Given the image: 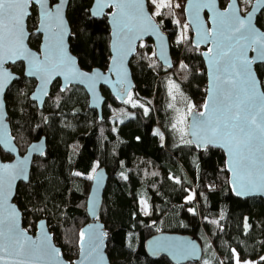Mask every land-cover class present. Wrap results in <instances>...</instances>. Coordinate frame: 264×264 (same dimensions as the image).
I'll return each mask as SVG.
<instances>
[{
    "label": "trees",
    "instance_id": "1",
    "mask_svg": "<svg viewBox=\"0 0 264 264\" xmlns=\"http://www.w3.org/2000/svg\"><path fill=\"white\" fill-rule=\"evenodd\" d=\"M219 1L223 7L228 2ZM88 2L73 0V9L69 10V21L81 33L71 42L72 52L83 68L106 69L110 56L107 19H81L77 25ZM177 2L182 5L179 10L184 19V0ZM158 18L171 40L178 26L172 10L164 9ZM257 24L264 30V10ZM188 37L181 53L180 47L170 43L171 68L156 57L148 58L154 51L150 39L143 40L146 48L139 47L142 41L138 44L130 60L135 82L131 92L133 98L151 109L148 115L140 107L117 103L105 87L106 111L101 119L95 109L88 107L87 94L80 86L73 85L62 94L59 106L49 101L42 109L33 106L29 98L35 85L31 78L21 76L7 89L8 119L20 153L42 135L47 140L44 155L35 157L30 179L18 184L14 200L21 209L23 225H34L29 231L35 230L38 219L46 218L67 259L77 256L78 233L90 221L86 199L91 180L86 176L100 166L109 173L99 218L108 233L106 251L113 264H172L166 256L151 258L145 250V240L162 230L188 233L200 241L201 260L185 264H204L205 260L209 264H232V249L240 253L242 260L258 261L264 255V198L236 197L229 187L224 152L215 147L197 151L194 145H184L171 129L168 75L180 85L187 98L185 104L193 101L199 109L206 94L202 47H194L190 33ZM180 61L188 65L187 71L178 69ZM153 63L155 66H150ZM256 69L264 80V64H257ZM17 71L20 73L19 66ZM58 85L56 80L50 94L58 92ZM156 129L163 133V140L153 134ZM76 172L82 175L76 176ZM121 172L129 179H122ZM170 177L179 178L180 183ZM190 189L202 195L187 204L185 197ZM141 198L146 199L151 215L141 211ZM193 206L196 215L187 211ZM204 217L219 220V226ZM245 222L249 227L245 228Z\"/></svg>",
    "mask_w": 264,
    "mask_h": 264
},
{
    "label": "snow or ice",
    "instance_id": "2",
    "mask_svg": "<svg viewBox=\"0 0 264 264\" xmlns=\"http://www.w3.org/2000/svg\"><path fill=\"white\" fill-rule=\"evenodd\" d=\"M243 2L251 4L252 0ZM146 4L148 11H145ZM181 7L179 3L173 4L172 0H89L82 9L77 25L81 19L88 22L107 19L112 53L108 71L116 77L112 81L98 69L84 70L80 66V58L73 55L71 42L81 34L79 27L73 28L68 18L69 10L73 9V0H0V129L3 130L0 134V264H100L103 259L101 249L108 236L107 232H100L94 227L81 229L76 242L78 261L62 262L60 249L50 243L51 236L43 231L44 221L37 220L35 226L41 233L36 239L28 235L34 225L21 227V209L13 200L16 181L28 180V157L15 160L12 156L17 152V143L16 137L8 133L4 98L10 84L20 76L38 82V94L32 95L33 106L37 108H42L49 101L59 106L64 98L62 94L69 92L75 83L86 84L93 94L97 84H112L117 99L134 108L140 107L148 115L151 109L133 98L124 62L135 53L137 41H142V37H159L154 18L162 17L164 9ZM198 7H206L213 12L212 26L198 27L199 39L193 45L196 48L201 43L212 45L202 53L207 58L208 86L198 110L190 101L184 108H178L177 97L184 101L187 98L180 91V85L169 76L167 87L171 102L168 108L175 113L171 129L184 145H195L204 151L210 147L225 150V170L230 173L229 186L234 195L264 194V80L255 71L256 64H264V31L254 26L253 13L239 8L237 0H231L222 11L215 9V0H206ZM234 7L236 10H233ZM175 23L180 26L176 43L182 44L189 39L188 25L181 24L179 20ZM159 38L163 40V37ZM139 47L148 46L141 42ZM249 52L255 55L250 57ZM153 57H157L155 51L148 56L150 60ZM159 58H163V52ZM17 66L20 76L14 74ZM150 66L154 67L155 63ZM168 67L172 65L169 63ZM178 69L187 71L188 65L180 61ZM57 78H60L58 92L52 95L49 86ZM189 117L193 118L191 124H187ZM153 134L164 139L159 129ZM31 148L33 152L44 155L38 143ZM95 173L96 168H93L86 179L97 180ZM75 175L81 176L82 173L76 172ZM120 176L124 180L129 179L124 172ZM170 179L180 183L179 178ZM198 195L202 194L189 192L185 203H193ZM138 203L144 215H151L146 200L141 198ZM96 204L93 197V212ZM187 211L192 215L197 214L195 206ZM204 219L211 224H220L216 219ZM247 227L249 225L245 222ZM160 252H171L176 259H190L196 256L197 245L192 242L170 245L166 240L156 241L153 254ZM231 252L232 264H264V256L258 261L242 260L236 249ZM204 264H209V261L205 260Z\"/></svg>",
    "mask_w": 264,
    "mask_h": 264
},
{
    "label": "water",
    "instance_id": "3",
    "mask_svg": "<svg viewBox=\"0 0 264 264\" xmlns=\"http://www.w3.org/2000/svg\"><path fill=\"white\" fill-rule=\"evenodd\" d=\"M204 2H206V0H185L184 1V16H185V20L187 21V23H188V25H189V27L191 29V32H192V35H191V43H192V45H194V43L199 39V37L197 35V28L198 27H200L201 25L203 26V28H207V27H211L212 26V19L211 18L213 16V12L209 8L198 7L199 4L204 3ZM230 2H231V0H228L227 4L223 7V6H221L219 0H215V9L218 10V11H222L225 7H227V5ZM237 5H238L239 8H241L239 0H237ZM233 10H236V8L234 7ZM263 10H264V0H259V3H258V0H253L251 5L247 9V11H250V12L253 13V24H254V26L256 28H258L259 30H261V31H264V30L257 24V18H258L259 14ZM145 11H148V5L147 4L145 6ZM237 14H242V13L237 12ZM154 22L158 25L159 37H163V40H161L157 35H145L144 37H142V41L150 39L152 41V44H153V47H154V51L157 53V57L156 58L159 60V62L162 65H164V66H168L169 63L173 66V59H172L171 50H170L169 37L162 30V28H161L160 24L158 23V21L156 20V18H154ZM110 40H111V36L109 34V52H110V56H111L112 53L110 51ZM140 42L141 41H137V46H138V44ZM210 46H212L210 43L209 44H205V43H201L200 44V47H202L201 56H202V59L204 61L205 70H206V79H207L206 88L208 86L207 58L205 56H203L202 53L204 51H206V49L208 47H210ZM136 51H137V47H136ZM136 51H135V53H136ZM161 52H163V58L162 59L159 58ZM134 54L128 56L126 58L125 62H124V71L127 74V83L130 85V91L135 87V82H134V79H133V76H132V72H131V67H130V60L134 56ZM73 55H75V54L73 53ZM254 55H255V53L249 52V56L250 57L254 56ZM108 65H109V61H108ZM108 65H107L106 69H103L101 67H93L92 69H86V68H83L81 65L80 66L86 71H91L93 69H98L102 73L107 74L111 78L112 81H115L116 77L113 76L108 71ZM256 65H255V71H256V73L258 75V72H257V69H256ZM14 74L16 76H20V73L18 71H15ZM56 80H58L59 83H60V78H57ZM56 80H54L52 82V84L49 86V91L50 92H51L52 86H53V84H54V82ZM37 84H38V82H35V85H34L32 91L30 92V95H29L30 100H32V95L33 94H38ZM74 85L75 86H80V87L83 88V90L87 94V98H88L87 105H88V107L90 109H95L97 111L99 119H101L102 116H103L104 106H105V104L107 102V95H106L103 87H105L108 90L110 95L116 100L117 103H119V104L123 103L121 100L116 98V89L112 86V84H103V83L97 84L95 94L91 93L88 90L86 84L85 85H81L79 83H75ZM36 103H38V101ZM42 108H38V109H42ZM197 110H198V108H197ZM7 116H8V111H7ZM192 120H193V118L189 117L188 118V124H191ZM7 122H8V133L10 135L14 136L12 134V131H11V125H10L9 119L7 120ZM2 133H3V130L0 129V134H2ZM37 143L39 144V146L41 148V151L44 153V151L47 148V140H46L45 135H42L38 139H35V140L31 141L27 145L26 150H25L24 153H20L18 145H17V152L12 153V156L15 157V160L21 159L22 156H27L28 157V180H17L16 181V185L17 186H18V184L20 182L27 183L29 181V179H30V171H31L32 164L34 163V159H35V157H40L41 156L40 153L33 152L32 148H31V146L33 144H37ZM195 148L197 149V151H202L201 149H198L197 147H195ZM215 148H217V147H215ZM219 149H221V148H219ZM221 150L224 152L225 163H226V159H227L226 152H225L224 149H221ZM15 160L14 161L5 160V162H15ZM95 174L97 176V180H91L89 193H88V196H87V199H86V213H87L90 221L85 223L80 228V230L81 229H87L89 227H94L100 232H107L104 223L99 218V214H100V210H101V207H102L103 194H104V190H105V187L107 185V182H108L109 173H108V171H107L105 166H100V167L96 168V173ZM228 175H229V178H230V173L229 172H228ZM97 183H98V186H97ZM228 183H229V179H228ZM93 197H95V199L97 201L95 212H93V206H92V198ZM251 197L264 198V194H255V195L243 196V197H239V198L245 199V198H251ZM13 202L16 203L15 200H13ZM40 220L45 222V228L43 229V231L47 232L51 236L50 243H52L55 247L60 249V251L62 253L61 261L62 262L63 261H68L69 259H67L64 256L62 248L58 244H56V242L54 240V237H53V233L49 230L46 218H41ZM20 221H21V227H25L23 225L22 215H21ZM40 233H41V230L38 227L35 226V230L33 232L29 231L28 235L32 236L33 239H36L37 237L40 236ZM163 240H166L170 245H178V244H181L183 242H192V243L197 245V254H196V256H194V257H192L190 259H176V258H174V256L172 255L171 252H160V253H157V254H153V244H154V242L163 241ZM106 249H107V237L104 239V245H103V247L101 249V255L103 256V259L100 261V264H113L110 261L109 257H108ZM145 250H146V253L151 258H157V257H160V256H166L169 259V261H171L172 264H185V263H188V262L196 263L199 260H201L202 254H203L202 245H201L200 241L196 237H194L193 235L188 234V233L172 232V231H165V230L159 231V232L149 236L145 240ZM78 257H79V249H78L77 256L75 258H73L72 260H77L78 261ZM85 264H87V262H85Z\"/></svg>",
    "mask_w": 264,
    "mask_h": 264
},
{
    "label": "rangeland",
    "instance_id": "4",
    "mask_svg": "<svg viewBox=\"0 0 264 264\" xmlns=\"http://www.w3.org/2000/svg\"><path fill=\"white\" fill-rule=\"evenodd\" d=\"M185 1V0H184ZM239 2H240V5H241V8H243V9H248L249 8V6L251 5V4H247V3H244L243 2V0H239ZM172 3L173 4H177V3H179V2H177V0H172ZM172 10V12H173V14H174V16H175V18H176V20H179L180 22H181V24H187L188 25V23H187V21L185 20V16H184V19L182 18V16H181V13H180V10H179V8H172L171 9ZM183 12H184V4H183ZM158 17H156V20L158 21ZM179 32H180V26L178 25L177 26V34L175 35V37H173V38H171V40H170V43L172 44V45H174L175 47H180V53L182 52V50H183V47H184V43H185V41L182 43V44H177L176 43V40H177V37H178V34H179ZM189 33L192 35V32H191V29H190V27H189V25H188V31H187V35H189ZM142 42H144V41H142ZM152 44V43H151ZM153 45V44H152ZM153 49H154V47H153ZM178 57V56H177ZM169 76L170 75H168V77L166 78V86H167V82H168V78H169ZM176 83H177V81L172 77V76H170ZM167 91H168V87H167ZM180 91L183 93V91H182V89H181V87H180ZM183 95H184V93H183ZM135 99V98H134ZM137 100V99H136ZM139 103H142L141 101H139V100H137ZM171 101H170V97H169V103H170ZM191 103H193L194 105H196L195 104V102H193V101H190ZM203 103V102H202ZM201 103V104H202ZM186 106V104H185V102H184V100H182L181 99V97H177V101H176V107H178V108H184ZM197 106V105H196ZM172 110V109H171ZM105 111H106V104H105V106H104V111H103V114L105 113ZM173 111V110H172ZM175 116V113H174V111H173V117ZM173 117H172V120H173ZM187 124H188V120H187ZM175 132V131H174ZM162 133V132H161ZM176 133V132H175ZM163 134V133H162ZM164 136V135H163ZM178 137V136H177ZM179 138V137H178ZM180 140V139H179ZM193 191V189H190L189 190V192H192ZM189 192H188V194H189ZM144 200H146L145 198H143ZM141 205H140V209H141ZM262 256H264V255H262ZM246 260H254V261H257V259H251V258H248V259H246Z\"/></svg>",
    "mask_w": 264,
    "mask_h": 264
},
{
    "label": "flooded vegetation",
    "instance_id": "5",
    "mask_svg": "<svg viewBox=\"0 0 264 264\" xmlns=\"http://www.w3.org/2000/svg\"><path fill=\"white\" fill-rule=\"evenodd\" d=\"M17 71V70H16Z\"/></svg>",
    "mask_w": 264,
    "mask_h": 264
}]
</instances>
